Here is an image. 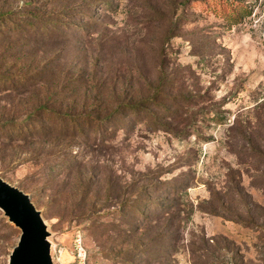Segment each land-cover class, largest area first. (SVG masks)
<instances>
[{"label":"rangeland","instance_id":"374dc122","mask_svg":"<svg viewBox=\"0 0 264 264\" xmlns=\"http://www.w3.org/2000/svg\"><path fill=\"white\" fill-rule=\"evenodd\" d=\"M85 1L0 0L29 20L0 18V176L41 212L53 264H264V0H99L64 36L33 33ZM124 104L150 117L117 114L103 140L7 124ZM18 237L0 210V264Z\"/></svg>","mask_w":264,"mask_h":264},{"label":"trees","instance_id":"16d2710c","mask_svg":"<svg viewBox=\"0 0 264 264\" xmlns=\"http://www.w3.org/2000/svg\"><path fill=\"white\" fill-rule=\"evenodd\" d=\"M98 1L99 0H86L84 3L81 4V6H76L73 9L69 10V12H71V14L73 15V18H64L66 16L63 13L69 8L61 9L57 12L58 14H53V16L47 18L41 15H38L36 17L34 16V22L32 23L34 29L33 33L37 38L40 39L45 37L51 39L60 38L61 36H64L65 33H67L66 31L68 30V26L72 25L69 22L61 21V19H67L69 21L70 19H72V21L76 20L79 18V16L84 14V11L90 13ZM199 4L205 6L206 8L211 7L209 0H200ZM218 8L222 9V5H220ZM232 15L237 17L236 14ZM7 16L8 14H5L0 17L2 18V33L3 31H11L12 27L9 26L11 24L15 25V28H22L26 27V25H29V20H27L25 17H23V19H18L17 22L14 23L12 22L10 16ZM91 19L94 20L95 18ZM23 77L25 78V76ZM24 78L18 81V83H22L24 81ZM3 79L5 80V78ZM146 111L147 109L142 108L141 105L138 107V105L136 104H124L122 108H118L115 112L113 111L107 115H103L102 117H96L92 114L84 115L81 113H76L73 115L62 114V112L60 111L50 113L48 110H43V108H41L40 112H38L37 110H32L23 119L18 121L8 120L7 124L13 127L12 131L15 135H34L40 133V130L37 126V120L41 119V117H46L49 123H51L53 120V124H55L56 121H59L60 125H63V128L66 133H76L78 131H82L85 127L86 130H94L96 134H98L99 137L103 140L104 138L110 137L112 133L121 129L122 126H125V124H120V126H116L117 128H110V125H112V123H114L115 119L117 118V114L126 113L125 116L130 115V117L132 118L138 117L141 119V121H145V118L150 117V115L147 114Z\"/></svg>","mask_w":264,"mask_h":264},{"label":"water","instance_id":"95a60500","mask_svg":"<svg viewBox=\"0 0 264 264\" xmlns=\"http://www.w3.org/2000/svg\"><path fill=\"white\" fill-rule=\"evenodd\" d=\"M0 210L19 237L8 264H53L49 232L30 196L0 176Z\"/></svg>","mask_w":264,"mask_h":264}]
</instances>
